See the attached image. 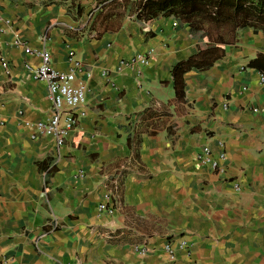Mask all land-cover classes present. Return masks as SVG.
I'll use <instances>...</instances> for the list:
<instances>
[{
	"label": "crops",
	"instance_id": "1",
	"mask_svg": "<svg viewBox=\"0 0 264 264\" xmlns=\"http://www.w3.org/2000/svg\"><path fill=\"white\" fill-rule=\"evenodd\" d=\"M137 3L0 0L7 264H264V82L248 66L264 53V26L247 18L213 66L185 73L180 99L173 67L207 43L180 18H138ZM44 48L55 68H76L86 88L60 159L54 137L31 135V122L52 110L47 82L30 71ZM148 48L150 65L119 70ZM206 144L215 156L227 152L223 172L198 159ZM52 215L61 223L55 230ZM179 237L192 254L170 259L164 244Z\"/></svg>",
	"mask_w": 264,
	"mask_h": 264
},
{
	"label": "trees",
	"instance_id": "2",
	"mask_svg": "<svg viewBox=\"0 0 264 264\" xmlns=\"http://www.w3.org/2000/svg\"><path fill=\"white\" fill-rule=\"evenodd\" d=\"M161 13L190 22L192 33L207 43L173 67L175 91L180 99L185 96V73L192 68L206 70L213 66L225 55V45L235 41L237 30L247 24V18L255 17L264 26V0H138V18L149 20ZM206 22L218 27H204ZM228 22L233 27H220ZM257 28L264 32V27ZM248 66L264 73V53H259Z\"/></svg>",
	"mask_w": 264,
	"mask_h": 264
},
{
	"label": "built area",
	"instance_id": "3",
	"mask_svg": "<svg viewBox=\"0 0 264 264\" xmlns=\"http://www.w3.org/2000/svg\"><path fill=\"white\" fill-rule=\"evenodd\" d=\"M26 50L30 51V48H26ZM34 52L38 53L41 57V63L36 67H30V71L35 79L47 82L48 99L52 110L48 117L31 122V135L33 138L54 137L57 156L60 159L62 157L61 150L66 143L67 136L78 123L80 117L79 109L86 101V88L83 83L77 81L76 68L66 72L55 68L52 64L51 53L47 48L35 50ZM71 54L73 55L74 52H71ZM153 56L154 49L148 48L143 52L136 53L131 58L122 59L118 68L120 70L122 67L136 64L148 66ZM261 81L264 82L263 73H261ZM197 157L202 163L208 165L214 171L221 173L224 171L222 162L227 161L228 154L225 150H222L215 156L211 146L206 144L197 152ZM100 207L108 209L106 202L101 203ZM108 210L112 212L114 208L112 207ZM48 226L52 230L59 228L61 226L59 218L52 215ZM136 249L141 254H144L149 248L146 246H136ZM164 249L169 254L170 259H176L180 250H183L188 256L192 254V247L184 237H179L177 240L169 239L164 244ZM0 264H7V262L6 260H0Z\"/></svg>",
	"mask_w": 264,
	"mask_h": 264
}]
</instances>
